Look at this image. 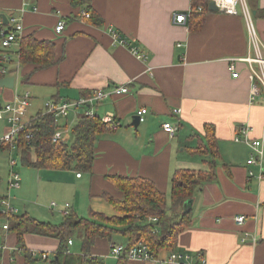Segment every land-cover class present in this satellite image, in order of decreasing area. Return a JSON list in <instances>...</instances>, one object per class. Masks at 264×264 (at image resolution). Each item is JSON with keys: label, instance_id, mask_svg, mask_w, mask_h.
<instances>
[{"label": "crops", "instance_id": "crops-1", "mask_svg": "<svg viewBox=\"0 0 264 264\" xmlns=\"http://www.w3.org/2000/svg\"><path fill=\"white\" fill-rule=\"evenodd\" d=\"M247 3L253 20L257 17L260 32L256 30L264 44V16L256 11H264V0ZM190 4L191 0H81L76 5L70 0H0V15L20 19L21 38L52 43L55 62L44 69L18 65L15 71L9 66L5 77H13L14 85L12 89L0 88V105L28 94L22 119L26 123L43 114L49 101H75L94 91L125 87L127 93L113 94L90 107L94 117L112 113L119 123L117 129L97 135L91 174L32 169L27 175L28 191L35 202L53 194L80 218L85 213L89 217L119 216L101 196L115 193L106 176L146 178L168 198L176 171L208 173L207 161L212 157L213 178L201 184L191 199L189 225L177 234L175 248L160 251L158 258L164 260L171 252L201 253L207 264H264V179L247 180L248 171L257 173V167L246 165L251 154L247 145L234 142L242 126L251 129L242 139L261 137L264 95L259 93L250 102L246 64H237L235 79L228 69L229 60L250 55L245 23L240 14L216 11L205 14L199 30L172 24V15L186 12ZM83 12L91 19L83 18ZM59 21L64 29L56 33ZM131 49L143 58L135 57ZM140 109L146 110L144 122L133 128L132 118ZM80 111L60 120L64 140L84 115L85 109ZM0 124L2 138L8 125ZM164 124L175 128L173 137L163 131ZM205 126L211 127L215 137L214 155L205 151ZM9 173L10 168L8 181ZM19 178L17 189L9 188L7 181V194L0 198L8 197L11 204L12 191L17 192V199L26 193ZM64 205H57L52 213H59ZM36 211L34 214L43 213ZM237 216L245 218L240 226L234 222ZM5 223L0 221V264H26L16 234L2 229ZM245 234L246 240L241 241ZM69 240L72 244L66 249L70 252L74 241ZM23 243L29 254L45 252L50 259L58 247V241L35 235H24ZM127 244L128 238L120 234L109 240L98 238L88 254L95 260L87 264H119V259L109 257V247Z\"/></svg>", "mask_w": 264, "mask_h": 264}, {"label": "trees", "instance_id": "trees-1", "mask_svg": "<svg viewBox=\"0 0 264 264\" xmlns=\"http://www.w3.org/2000/svg\"><path fill=\"white\" fill-rule=\"evenodd\" d=\"M72 5L81 0H70ZM207 0H191L190 9L202 8L200 13H192L187 21L189 30H199L203 24L207 10ZM264 16V11L256 10ZM91 19V15H90ZM20 66L31 65L34 69H44L54 62V46L52 43L38 42L31 37L21 39L19 46ZM3 76H0V79ZM62 120V119H60ZM53 114H39L25 125L17 134L14 142L15 154L22 167L30 169H52L75 171L91 174L95 158L94 144L97 135L109 129L99 118L80 115L77 122L69 130L68 140L52 142V136L62 126ZM207 130L205 151L214 155L215 137L210 126ZM29 135V139L25 136ZM9 145L2 143L0 152L8 150ZM215 157V156H214ZM208 173L187 170L176 171L170 181L168 198L157 190L152 181L142 177L119 175L106 176L114 187V194L104 192L102 197L112 206L119 216L105 218L100 214H92L89 218H80L74 213L63 217L59 225L37 221L27 214L11 215L7 219L8 232L15 233L19 249L25 253L26 264H39L25 249L24 235H35L52 238L58 241L57 251L50 264H87L93 263L89 251L96 239L109 240L120 234L128 238L125 249L144 243L149 251L159 257L162 250L175 248L176 236L189 225L190 211L183 213V205L191 200L205 182L213 178L215 161L211 157L207 161ZM9 202L8 197H1ZM154 218L155 222H149ZM0 221L2 217L0 216ZM77 235L80 238L82 255L65 254L67 241ZM125 255V254H124ZM125 256L119 264H125Z\"/></svg>", "mask_w": 264, "mask_h": 264}, {"label": "built area", "instance_id": "built-area-1", "mask_svg": "<svg viewBox=\"0 0 264 264\" xmlns=\"http://www.w3.org/2000/svg\"><path fill=\"white\" fill-rule=\"evenodd\" d=\"M212 2L217 11L229 15L237 16L238 14L244 20L247 37H248V46L250 49V55L244 59H231L228 61V69L231 73L232 78L238 77L237 64L244 63L248 67L249 75L248 79L251 83L250 89V102L252 103L254 98L262 93L264 95V44L261 42L257 30L254 25L253 15L250 7L246 0H207V3ZM35 10V9H34ZM202 12L201 7H197L195 10L189 9L183 13H174L171 17L172 24L174 25H187V21L192 13ZM82 17L89 19L90 15L86 12L82 13ZM64 29V23L59 21L55 26V32L60 33ZM22 23L19 18L16 17H6L5 23L0 17V76H5L8 74V67L11 66L15 71L19 65V46L21 42L22 35ZM114 36L116 34L114 33ZM121 44H126L124 40H120ZM13 47H17L18 50L13 51ZM131 52L138 59L143 57L137 53L135 49H131ZM127 93L125 87L114 88L110 92H102L100 90L94 91L90 96L86 98H81L75 101H49L45 103L44 113L43 114H53L56 119H67L70 115L77 113L78 109H85L84 115L88 117H94L90 111V107L95 103L103 101L109 98L113 94H124ZM29 97L28 94L23 95L22 98L16 99L10 103H5L0 105V121L7 123L8 128L6 133L0 138V145L6 143L9 145V150H15L14 142L17 139V134L21 131L25 124L23 118L26 113V108L28 106ZM146 114L145 109H140L137 112L139 117V124L144 122V115ZM100 121L108 126L111 130H115L119 127V123L115 120V117L112 113H106ZM163 131L166 132L170 137L175 135V128L170 124L163 125ZM250 127L242 126L240 127L234 137V142L239 143L243 142L250 149V157L246 161L248 167L255 166L257 167V173L249 170L247 173V180L256 178L259 182L264 179V132L261 137L258 139H242V136H246ZM26 139H29V135L25 136ZM59 140H64V133L60 130H57L52 136V142ZM15 161H10V173L8 186L11 189H17L19 187L20 178L16 172H14ZM80 175L77 174V177ZM5 199H0V216L7 220L9 216L14 215L16 210L12 205ZM50 209L56 211L57 205L52 203ZM63 216H66L70 213L69 205L65 204L63 209L59 211ZM245 221L243 216H237L234 218V222L237 225H242ZM149 222H155L154 218L149 219ZM3 230H7L8 226L5 223L2 226ZM247 234L243 236L241 241H245ZM67 244L70 246L72 244L71 240L67 241ZM3 247L0 246V250ZM65 254H70L69 250L66 249ZM125 254V255H124ZM109 257L113 259H120L125 256L127 261H140V262H153L155 264H207L205 257L201 253H196L195 255H190L187 253H177L171 252L167 257L162 260L155 257L147 248L144 243H137L136 245L125 249L123 245H110ZM33 258H38L39 262L42 264H50L51 259L50 255L42 253H31ZM95 257L91 258V261H94Z\"/></svg>", "mask_w": 264, "mask_h": 264}, {"label": "rangeland", "instance_id": "rangeland-1", "mask_svg": "<svg viewBox=\"0 0 264 264\" xmlns=\"http://www.w3.org/2000/svg\"><path fill=\"white\" fill-rule=\"evenodd\" d=\"M247 2H249V0H247ZM256 21V22H255ZM254 24L256 26L257 24V17L254 18ZM256 29L258 30V33L260 32L259 29L256 26ZM18 69V67H17ZM11 75L15 76V73H11ZM5 77V76H3ZM2 77V78H3ZM1 78V79H2ZM0 103L2 104V98H0ZM98 104V103H96ZM95 104V105H96ZM93 105V106H95ZM28 108V107H27ZM26 108V110H27ZM83 109V108H82ZM81 109H78V111H80ZM77 111V112H78ZM83 111H80V114H82ZM31 120H29L28 122H24L25 125H27ZM0 131L3 128L2 124H0ZM1 135V133H0ZM11 160L15 161V167L16 170L15 172L19 175V177L21 176V184L23 185L22 191L25 190V194L20 193V198L17 199V192L16 191H12V197H11V204L12 207L17 210L16 214L21 215V214H27L28 216L36 219L37 221L40 222H44V223H48L50 225H59L62 223L63 221V216L60 215L59 213H52V210H49V206L52 203H55L56 205H64L67 204L65 202L59 203L58 199H56L54 197L53 194H49L45 197H40L38 199V202H35V199H33V195L29 193L28 191V184H29V178H28V173L31 172L32 169L29 168H25L22 167L17 158H16V154L13 151L10 150H4L0 152V194H7L6 193V189H7V179H8V174L7 171H9V162ZM9 167V168H8ZM25 181V182H24ZM19 193V191H18ZM27 195V198H26ZM37 207V208H36ZM35 209H37L38 212H43L41 214H37L35 212ZM36 211V212H37ZM34 216V217H33ZM82 217L84 218H89V215L87 213L83 214ZM3 220V219H2ZM2 224L4 223V220L1 221ZM72 240L74 241V247L70 248V254L73 255H82V249H81V242H80V238L77 235H73Z\"/></svg>", "mask_w": 264, "mask_h": 264}, {"label": "water", "instance_id": "water-1", "mask_svg": "<svg viewBox=\"0 0 264 264\" xmlns=\"http://www.w3.org/2000/svg\"><path fill=\"white\" fill-rule=\"evenodd\" d=\"M207 10L209 12H216L217 9L215 7V5L212 2H209L207 5ZM253 14L255 15L256 12L254 11ZM0 17L2 18L3 22L5 23V16L4 15H0ZM14 83V78L13 77H5L0 79V88H9L12 89L13 88V84ZM131 126L133 128H137L139 126V117L136 115L132 118L131 121ZM192 200H188L184 203L183 205V213H188L190 210V206H191Z\"/></svg>", "mask_w": 264, "mask_h": 264}, {"label": "bare ground", "instance_id": "bare-ground-1", "mask_svg": "<svg viewBox=\"0 0 264 264\" xmlns=\"http://www.w3.org/2000/svg\"><path fill=\"white\" fill-rule=\"evenodd\" d=\"M11 161H14V160H11ZM9 164H10V162H9ZM16 212H17V210H16ZM16 212H15V214H16ZM15 214H14V215H15ZM6 223H7V220H6ZM7 226H8V224H7ZM2 229H3V228H2ZM7 230H8V229H7Z\"/></svg>", "mask_w": 264, "mask_h": 264}]
</instances>
